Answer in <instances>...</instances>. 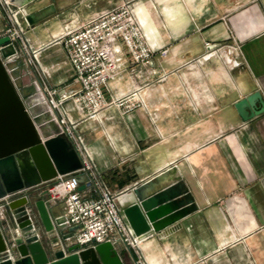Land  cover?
I'll list each match as a JSON object with an SVG mask.
<instances>
[{
    "label": "crops",
    "instance_id": "crops-1",
    "mask_svg": "<svg viewBox=\"0 0 264 264\" xmlns=\"http://www.w3.org/2000/svg\"><path fill=\"white\" fill-rule=\"evenodd\" d=\"M123 1H134L154 52L148 63H135L118 45L121 77L107 83L104 95L108 101L135 91L129 102L136 106L110 105L97 120L83 119L79 130L108 185L126 190L122 213L134 200L131 188L158 175L144 196H175L172 200L195 207L171 227L142 238V256L148 264H264V110L244 121L234 107L255 90L264 100V0L13 5L20 9L32 46L40 48L38 59L51 85L77 88L63 47L51 40ZM4 25L0 8V30ZM24 69L20 61L14 72L20 77L17 87L41 113L45 94L39 84L30 85L32 75H23ZM52 212L62 216L61 202ZM116 246L127 250L125 264H135L131 249Z\"/></svg>",
    "mask_w": 264,
    "mask_h": 264
},
{
    "label": "built area",
    "instance_id": "built-area-1",
    "mask_svg": "<svg viewBox=\"0 0 264 264\" xmlns=\"http://www.w3.org/2000/svg\"><path fill=\"white\" fill-rule=\"evenodd\" d=\"M134 5V1H123L119 5L100 10L88 20L54 38L52 43L63 47L72 69L73 82L77 84L75 89H63L48 82V75L38 59L40 48L34 50L27 44L20 9L8 0H0V8L6 18L0 37L7 35L8 43L14 47V52L1 61L16 89L20 77L15 76L14 72L18 63L23 61L26 70L22 74L34 77L32 85L39 84L38 91L45 94L42 102L53 113L58 125L56 133L67 139L81 162V168L67 174H58L46 183L47 193L43 197L45 205L52 208L56 202H61L66 225H76L72 240L80 248L93 247L101 242L121 244L134 252L135 264H148L141 254L140 240L122 213L120 201L126 190H115L108 185L98 171L83 133L79 130L83 119L97 120L99 112L110 105H125L127 110L136 106L129 102L130 97L136 94L135 91L108 101L104 95L107 83L121 77L122 58L118 55V45L125 47L127 55L135 63H148L154 52L146 43L134 13ZM223 47L207 51L203 56L210 57ZM69 103L77 113V118L71 115ZM80 175L85 176L82 182L79 181ZM80 185H83L81 190ZM30 191L33 192L31 200L40 195L36 187L18 190L1 199L0 206ZM26 207L29 219L33 222L36 220L34 207Z\"/></svg>",
    "mask_w": 264,
    "mask_h": 264
},
{
    "label": "water",
    "instance_id": "water-1",
    "mask_svg": "<svg viewBox=\"0 0 264 264\" xmlns=\"http://www.w3.org/2000/svg\"><path fill=\"white\" fill-rule=\"evenodd\" d=\"M15 7H27L33 0H8ZM53 9V8H52ZM43 17V15H41ZM29 25L32 19L25 16ZM7 35L0 37V200L18 190L38 188L40 195L31 200L32 191L10 199L0 206V264H125L127 250L110 242L93 247L70 243L76 225L66 226L63 216L53 215L44 203L46 183L58 174L81 168L76 151L65 137L45 132V111L38 112L19 88H15L1 59L14 52ZM246 121L264 110L258 90L234 105ZM159 175L131 188L133 201L123 209L133 233L139 240L181 219L193 205L160 194L144 196ZM85 176L80 175L82 182ZM83 185L79 186L81 190ZM34 207L36 220L31 222L27 207Z\"/></svg>",
    "mask_w": 264,
    "mask_h": 264
},
{
    "label": "rangeland",
    "instance_id": "rangeland-1",
    "mask_svg": "<svg viewBox=\"0 0 264 264\" xmlns=\"http://www.w3.org/2000/svg\"><path fill=\"white\" fill-rule=\"evenodd\" d=\"M2 14H3V17L5 18V15H4L3 12H2ZM5 22H6V18H5ZM21 23H22V21H21ZM22 25L24 27V24L23 23H22ZM24 32H25V39L27 40V44L29 46H31V48L34 49V50H35V48H38L35 45L32 46V44H31V42H30V40H29V38L27 36V32L25 30V27H24ZM53 40L54 39L51 40V43H52ZM25 70H26V67H25V69H24V71L22 73H24ZM33 79H34V77H32L31 80H33ZM30 85H32V84L30 83ZM42 109L45 111V115H44V119H45V129H46L45 132L52 135V134H54V132L58 131V125H57L55 119L53 118V113L49 110V108H48V106L46 104L43 103V108Z\"/></svg>",
    "mask_w": 264,
    "mask_h": 264
}]
</instances>
